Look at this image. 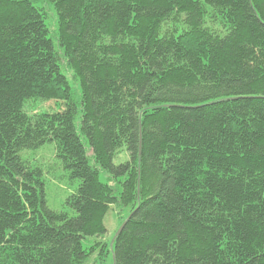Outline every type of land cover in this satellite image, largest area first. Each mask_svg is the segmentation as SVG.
Wrapping results in <instances>:
<instances>
[{"label": "trees", "instance_id": "trees-1", "mask_svg": "<svg viewBox=\"0 0 264 264\" xmlns=\"http://www.w3.org/2000/svg\"><path fill=\"white\" fill-rule=\"evenodd\" d=\"M113 206L114 264H264V0H0V264H82Z\"/></svg>", "mask_w": 264, "mask_h": 264}, {"label": "rangeland", "instance_id": "rangeland-1", "mask_svg": "<svg viewBox=\"0 0 264 264\" xmlns=\"http://www.w3.org/2000/svg\"><path fill=\"white\" fill-rule=\"evenodd\" d=\"M205 1V0H202ZM47 24L53 30L56 28L57 18L52 7V14L48 13ZM66 70H64L65 72ZM67 72V71H66ZM69 77L72 75L67 72ZM44 108H54V102L49 101L42 105ZM21 157L31 161L33 164L41 166L44 171L45 199L48 206L55 210H65L72 214L71 208L67 205L68 196L75 192L79 185V180L69 177L68 172L63 168L60 161L55 157V144L46 143L37 149H26L20 153ZM101 179L107 182L106 174H101ZM126 211L113 206L107 213L105 225L107 233L103 237H92L84 242V246L89 248L98 240L100 244L94 246L87 259L82 264H114L113 254L110 252L111 244L115 234L121 227V222L126 215ZM107 244V245H105Z\"/></svg>", "mask_w": 264, "mask_h": 264}, {"label": "water", "instance_id": "water-1", "mask_svg": "<svg viewBox=\"0 0 264 264\" xmlns=\"http://www.w3.org/2000/svg\"><path fill=\"white\" fill-rule=\"evenodd\" d=\"M128 220H129V218H128L126 221H124V222L122 223V225H121V227L119 228V230H118V232H117L116 235H118V234L122 231V229L125 227V225H126V223H127Z\"/></svg>", "mask_w": 264, "mask_h": 264}]
</instances>
